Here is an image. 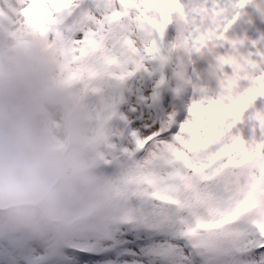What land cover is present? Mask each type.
<instances>
[{
  "label": "snow or ice",
  "instance_id": "snow-or-ice-1",
  "mask_svg": "<svg viewBox=\"0 0 264 264\" xmlns=\"http://www.w3.org/2000/svg\"><path fill=\"white\" fill-rule=\"evenodd\" d=\"M14 5L82 95L129 62L182 74L174 91L188 96L178 111L133 133L130 148L108 145L118 172L102 235L130 257L120 264H264V0ZM74 255L4 245L0 264H74Z\"/></svg>",
  "mask_w": 264,
  "mask_h": 264
},
{
  "label": "rangeland",
  "instance_id": "rangeland-1",
  "mask_svg": "<svg viewBox=\"0 0 264 264\" xmlns=\"http://www.w3.org/2000/svg\"><path fill=\"white\" fill-rule=\"evenodd\" d=\"M33 48L41 50L51 69L49 87L42 100L50 115H38L41 129L56 147L70 148L74 161V177L83 186L94 191L97 200L82 214L85 221L92 218L90 222H83L77 230L56 236L0 215V249L4 245L35 243L48 256L59 255L65 248H71L75 253L72 258L74 264H120L130 257L116 248H110V241L102 235L114 210L113 181L118 168L115 164L105 166L97 162L96 151L94 156L93 149L97 148V141H100V151L105 155L109 152L108 145L113 143L130 148L133 146V133L142 136L147 128L158 125L172 111H178L188 96L185 92L178 97L174 91L176 79H181L182 74L178 72L175 79L171 65L161 68L155 61H146L143 69H135L134 63H127L126 66L131 72L127 75L123 94L120 93L118 82H104V99L107 105L109 103L108 107H98L101 114V118H98V104L89 102L87 108L95 116L88 118L82 127L78 124L77 137L72 140L70 122L64 114L65 111L50 104L57 96L60 98L67 93L66 90L61 91L62 94L58 93V88L61 85L59 82L62 81L64 85L71 84L69 76L63 70L53 46L17 15L14 0H0V50L27 52ZM178 48V44H173L172 51L175 53ZM135 70L137 72L133 74ZM161 76L164 77L165 83H160ZM79 96L77 90L74 100ZM159 99V103L155 105L154 102ZM69 103L67 101L65 105L69 106ZM98 103L101 104V101ZM113 112H120L118 119ZM77 116L78 114L76 118ZM94 137L97 139L93 140Z\"/></svg>",
  "mask_w": 264,
  "mask_h": 264
},
{
  "label": "clouds",
  "instance_id": "clouds-1",
  "mask_svg": "<svg viewBox=\"0 0 264 264\" xmlns=\"http://www.w3.org/2000/svg\"><path fill=\"white\" fill-rule=\"evenodd\" d=\"M39 48L0 50V215L56 236L75 231L97 194L75 177L70 148L41 129L36 105L49 87Z\"/></svg>",
  "mask_w": 264,
  "mask_h": 264
},
{
  "label": "trees",
  "instance_id": "trees-1",
  "mask_svg": "<svg viewBox=\"0 0 264 264\" xmlns=\"http://www.w3.org/2000/svg\"><path fill=\"white\" fill-rule=\"evenodd\" d=\"M129 67L125 65H123L122 71L119 75V77H113V78H108L106 79L104 82L107 83L108 81H116L118 82V84L120 85V93L123 94V88L125 86V82H127V75L125 73H130L131 71L128 70ZM136 70L134 72H132L133 74H136ZM61 83L60 87L58 88V93L62 94L61 91L66 90L67 93L65 95H63V97H56L55 99H53L52 101H50V104H57L59 105V103L61 104L63 110L65 111L64 114H66V116L69 118V122H70V135H71V139L75 140V138L77 137V131L76 128L78 126V124L80 123V127H82L83 125H85V122L88 121L87 119L90 118L91 116H95L88 108L87 105L89 102H94V104H98L96 109L100 106H107V103L105 102L104 99V86L100 87V90L98 92L95 93H85L84 95H82L80 93V91L78 90V93H80V96L75 98L74 100V94L77 91V89L73 86V83L71 82V84H66L64 85V82H59ZM104 84V83H103ZM108 85V84H107ZM73 88L75 89L73 91ZM62 98V99H61ZM69 101V106L65 105V102ZM88 101V102H87ZM98 101H101V104L98 103ZM44 103H42V101H39L36 105V111H37V115L40 114H44ZM66 107V108H65ZM118 110V109H117ZM90 111V112H89ZM97 114L96 117L101 118V114L99 113V108L98 110H96ZM114 113V112H113ZM116 113V114H115ZM114 116L116 119H118V115L120 112H115ZM76 114H78L77 118H76ZM97 137V136H96ZM98 138V137H97ZM97 138H93V140L97 139ZM102 138H104L102 136ZM99 140V139H98ZM100 141H97V148L93 149V153L95 156V151H96V160L97 162H100L103 165H107L108 161L105 158V154H103L100 150L101 147L99 145ZM115 148L119 149V148H124L119 144L113 143L112 144ZM75 146V143H74ZM79 146V145H78Z\"/></svg>",
  "mask_w": 264,
  "mask_h": 264
},
{
  "label": "bare ground",
  "instance_id": "bare-ground-1",
  "mask_svg": "<svg viewBox=\"0 0 264 264\" xmlns=\"http://www.w3.org/2000/svg\"><path fill=\"white\" fill-rule=\"evenodd\" d=\"M52 105L57 106L58 109H60L61 111H64L60 103H59V105H57V104H52ZM43 106H44V109H45L44 115H46V116L48 115L49 116L50 115V111L45 108V103H44Z\"/></svg>",
  "mask_w": 264,
  "mask_h": 264
},
{
  "label": "water",
  "instance_id": "water-1",
  "mask_svg": "<svg viewBox=\"0 0 264 264\" xmlns=\"http://www.w3.org/2000/svg\"><path fill=\"white\" fill-rule=\"evenodd\" d=\"M154 103H155V104H158V103H159V100L155 101Z\"/></svg>",
  "mask_w": 264,
  "mask_h": 264
}]
</instances>
